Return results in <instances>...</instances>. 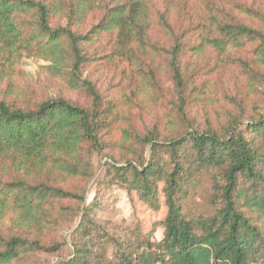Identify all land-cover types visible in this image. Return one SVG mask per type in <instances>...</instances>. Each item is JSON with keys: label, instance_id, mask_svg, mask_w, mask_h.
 Instances as JSON below:
<instances>
[{"label": "trees", "instance_id": "trees-1", "mask_svg": "<svg viewBox=\"0 0 264 264\" xmlns=\"http://www.w3.org/2000/svg\"><path fill=\"white\" fill-rule=\"evenodd\" d=\"M25 57L57 94L19 89ZM0 84V264H264V0H0ZM118 89L168 97L165 125ZM114 186L166 217L98 219Z\"/></svg>", "mask_w": 264, "mask_h": 264}, {"label": "rangeland", "instance_id": "rangeland-1", "mask_svg": "<svg viewBox=\"0 0 264 264\" xmlns=\"http://www.w3.org/2000/svg\"><path fill=\"white\" fill-rule=\"evenodd\" d=\"M47 62L37 58L25 57L22 59L20 69L17 70L16 75H14L15 82L17 83L19 89L23 88L24 84L27 82H35L33 87L37 92L38 96H46L48 94L54 95L60 91V85L57 82L51 80L48 76L46 70L43 68ZM6 84V83H5ZM3 85L0 84L2 88ZM120 98V107L122 111L126 113L132 112L136 120H143L145 122V127H149L154 124L155 121L161 123L162 126L165 125V117L168 113H172V104L169 98L172 99V90L170 86H166L165 97L158 104L153 101H147L143 104L139 102L133 95L125 94V90L118 89ZM125 94V95H124ZM76 99H81L82 97L77 94H72ZM103 159L100 155L94 157L95 164V178L90 182L87 191V201L91 202L94 195L96 194L97 184L99 179L104 175ZM210 178L208 176L203 177V184L199 191L198 196L195 199V204L197 208L200 207L201 210L211 212L212 208L207 204V198L210 194ZM161 207L159 210H154L147 203L143 202L136 192H129L119 186H114L109 188L105 197L102 201L101 208L96 212V217L100 220H109L115 223L126 222L127 224H139L142 230L146 233L153 229L155 223L163 220L167 214V207L164 203L165 199L161 196ZM74 223V222H73ZM76 223V220H75ZM71 230L66 232L67 237L69 236ZM164 229L162 226H157L154 231V240L159 241L162 239ZM69 247L64 249L63 257L68 256ZM59 257H52L51 262H55Z\"/></svg>", "mask_w": 264, "mask_h": 264}]
</instances>
